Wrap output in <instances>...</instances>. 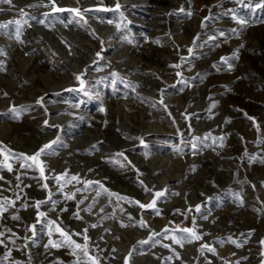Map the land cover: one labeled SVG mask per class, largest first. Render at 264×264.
<instances>
[{"label": "rangeland", "instance_id": "obj_1", "mask_svg": "<svg viewBox=\"0 0 264 264\" xmlns=\"http://www.w3.org/2000/svg\"><path fill=\"white\" fill-rule=\"evenodd\" d=\"M262 4H0V24L21 21L18 39L17 25L0 29V202L15 201L0 213V264H264ZM34 70L67 85L39 95ZM48 132L36 147L21 140ZM96 154L78 176L80 157Z\"/></svg>", "mask_w": 264, "mask_h": 264}, {"label": "bare ground", "instance_id": "obj_2", "mask_svg": "<svg viewBox=\"0 0 264 264\" xmlns=\"http://www.w3.org/2000/svg\"><path fill=\"white\" fill-rule=\"evenodd\" d=\"M40 31L42 32L43 30H40ZM43 32H45V31H43ZM72 61L74 63H78V64L82 63V59H79L78 57L77 58L74 57L72 59ZM32 72L35 73V74L32 75V81L37 82L38 85L41 86L40 88L42 89L41 92L38 93L39 95H41V94L42 95H45V94L49 93L50 88L51 89H54V88L55 89H59L62 86L67 85L66 84L67 83V79L64 78L65 76H63L62 74L60 76V73L59 72H56L55 71L54 73H47V74L45 73V75L44 74H40L39 72H37L35 70L32 71ZM1 80H3V79L0 76V82H1ZM49 85H50V87L48 88ZM9 89L12 92L11 87H9ZM141 127H142V125L140 123H136V126L135 125L129 126V128H135L136 130L137 129H140ZM156 131H157V128L152 125V126L148 127V129L145 130V134L150 135L152 133H155ZM54 134H55L54 132L42 133V134H39L37 136V138H33V139L22 138L21 140L26 145L36 147L37 144H38V141H39L38 137L39 138L41 137V138L47 139L49 137H52ZM93 136H94V134L91 131L88 130L87 132H85V134L80 135V138L79 139H80V142H85L86 140L93 139ZM76 142H77V140L70 141L69 142V145L66 148V150H65L64 153L67 154L74 147H76L78 145H81V143L79 142V140H78V143H76ZM100 160H102V156L101 155L99 156L98 154L94 155L93 157H80V162L79 163H76L77 164V167L75 168V169H78V171H79L78 173L76 172L77 175L78 176L83 175L82 173H83L84 170L86 171L87 169H90L91 167L99 164L101 162ZM170 160H171V158L169 157V155L164 156V157H159L158 156V157H153V159L150 160L151 161L150 163H151V166H152L154 163L160 162L161 165L158 168H162V167L167 166V163ZM68 161L69 162H71V161L74 162V159L69 158ZM154 169L155 168H153V170ZM153 170L151 172H153ZM172 174H173L172 171L171 170H168V172L164 176V180L166 182H168V181H171V180H174V179H178L179 176L175 177V176H172ZM99 175H100V173H99ZM99 175L96 176V177H99ZM151 175H152L151 173L148 174L149 177ZM171 206L172 205H168L167 207L170 208ZM181 260L184 261L185 258L182 257Z\"/></svg>", "mask_w": 264, "mask_h": 264}, {"label": "snow or ice", "instance_id": "obj_3", "mask_svg": "<svg viewBox=\"0 0 264 264\" xmlns=\"http://www.w3.org/2000/svg\"><path fill=\"white\" fill-rule=\"evenodd\" d=\"M50 2L52 3L53 8H54L55 11H64V9H60V8H57V7L55 6V0H50ZM0 4H7V5L11 6V5H12V0H0ZM29 7H36V5H29ZM117 7H119V5H117ZM257 7H264V4H262V5H257ZM0 11H3V9H0ZM70 11L75 12L77 15H80V14H81V12H80L79 9H71ZM85 11H87V10H85ZM20 15H21V16L26 15V13H24L23 9L20 10ZM189 15H190V13H189ZM20 23H21V21H19V20L9 21L7 24H0V29L7 28V27H9V25H13V24L17 25V27H16V33H17V39H18V38H19V32H20V27H19ZM241 23H243V21H241ZM189 51H191V49H189ZM99 55H100V54L97 53V56H99ZM222 59H223V58H222ZM172 67H177V68H178V67H180V65H179V64H177V65H172ZM177 75H180V73H177ZM77 79H80V77H77ZM42 100H43V97H41L40 100L37 101V102L39 103V102H41ZM214 106H215V105H213V107H214ZM102 111H103V109H102ZM250 119H251V118H250ZM51 143H55V141H52ZM49 147H50V145H44V146H43V147H42V148H41V149L35 154V156H33V157H24V159H35L36 157H38V156L40 155V153L44 152V150H45L46 148H49ZM94 147H95V146H94ZM0 151H2V149H0ZM251 159L255 160V157H252ZM260 162H261V163H264V160H261ZM8 170H9V171H12L11 166H8ZM41 173L43 174V169H41ZM0 179H3V177H0ZM72 179H73V180H78V177L73 176ZM17 180H19V176L17 177ZM45 187H46V185H45ZM161 195H162V193H160V192L156 193V196H161ZM68 198H69V199H72L73 197H72V196H69ZM121 198L123 199V197H121ZM82 202H83V201H81V203H82ZM41 203H44V202H42V201H37L35 206H36L37 208H39V205H40ZM136 203H139V202L137 201ZM14 204H15V201H13V200H9L7 197H4V198H3V202H0V213H3L4 211H7V206H9V205H14ZM154 204H155V201H153V202H152L151 204H149V205L140 204L139 206H140L141 208H146V207H153ZM85 210L88 211V210H90V209H85ZM38 215H39V216H43L44 213H39ZM76 215L78 216V214H76ZM12 218H13V219H16V220L19 219L18 216H13ZM141 223H142V226H143V222H141ZM31 227L34 229V228H35V225H32ZM93 227H95V225H93ZM57 230H58V231H61L60 229H57ZM7 231H8V232H11L10 229H7ZM184 231L187 232V231H190V229H184ZM61 234H62V235H66V234L63 233V232H61ZM4 235H5L4 232H0V237H3ZM196 239H200V237L197 236ZM85 240H87V236H85ZM177 242H179V241H177ZM60 243H63V242H60ZM233 243H235V241H233ZM3 244H4L3 239H0V245H3ZM49 244H50L51 246H53V247H58V246H60L59 244H55V243H53L52 241H49ZM238 246H239V245H238ZM46 247H47V246H46ZM75 247H76V248H80L81 245L76 244ZM203 247H208V246L205 245V246H203ZM209 250L214 252V249H209ZM9 255H10V252H9L8 254L5 255L4 259L7 260ZM15 264H19V262H15Z\"/></svg>", "mask_w": 264, "mask_h": 264}]
</instances>
